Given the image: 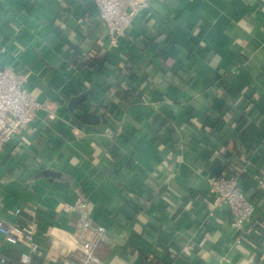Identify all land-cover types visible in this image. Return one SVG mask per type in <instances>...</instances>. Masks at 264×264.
Returning <instances> with one entry per match:
<instances>
[{"label":"crops","instance_id":"crops-1","mask_svg":"<svg viewBox=\"0 0 264 264\" xmlns=\"http://www.w3.org/2000/svg\"><path fill=\"white\" fill-rule=\"evenodd\" d=\"M1 69L46 108L0 152V222L33 229L30 264H82L90 242L89 264H264V0H148L115 47L91 0H0ZM86 91L104 124L78 131L67 104ZM214 173L254 229L209 215ZM27 249L0 236V264Z\"/></svg>","mask_w":264,"mask_h":264},{"label":"built area","instance_id":"built-area-1","mask_svg":"<svg viewBox=\"0 0 264 264\" xmlns=\"http://www.w3.org/2000/svg\"><path fill=\"white\" fill-rule=\"evenodd\" d=\"M95 6L100 20L105 25L109 45L115 47L124 38L126 31L132 22L146 11L148 0H91ZM46 108L33 98L23 88L21 79L10 69L0 70V152L12 138L13 134L29 126L36 111ZM53 114H48L47 119L53 120ZM207 183L213 194L212 208L209 215L212 216L216 209L228 207L232 215L231 228L235 232H249L256 226L252 223L254 214L253 204L243 193L234 176L218 175L208 176ZM257 189L264 193V167L258 172ZM1 204V200H0ZM86 205L78 201L77 208L83 209ZM19 216L20 210L14 212ZM84 229L90 228L88 219L82 223ZM97 241L103 230L96 229ZM0 236L7 245H16L24 241L28 245L26 253H22L18 264H30L31 257L39 251L38 244L34 241L33 229L25 224L15 221L10 224L0 222ZM96 242L85 243L82 246L84 258L82 264L94 262L93 249ZM6 259L0 256V263H6ZM63 264H67L66 262Z\"/></svg>","mask_w":264,"mask_h":264},{"label":"trees","instance_id":"trees-1","mask_svg":"<svg viewBox=\"0 0 264 264\" xmlns=\"http://www.w3.org/2000/svg\"><path fill=\"white\" fill-rule=\"evenodd\" d=\"M87 66L90 68L92 67L94 68L95 63L94 64L89 63ZM135 93L136 92L133 89H126L125 92H123V94L121 95V101L125 104H130L136 98ZM105 113L107 112L105 111ZM109 114L110 113H107V115ZM72 117L86 126L93 127V130L98 126H102L104 124V121H102V116L99 119H95L91 117L88 109L86 108V105L82 103L76 106ZM213 175L218 176V174L216 173L212 174L211 176Z\"/></svg>","mask_w":264,"mask_h":264},{"label":"water","instance_id":"water-1","mask_svg":"<svg viewBox=\"0 0 264 264\" xmlns=\"http://www.w3.org/2000/svg\"><path fill=\"white\" fill-rule=\"evenodd\" d=\"M87 96H88V91H86L85 93L79 94L75 97H71L68 101V104H67L68 112L71 115H73V112H74L76 106L80 103L85 102V100L87 99ZM73 122L75 124L76 130H78V131H82L84 129L93 130V127L86 126V125L82 124L81 122L75 120L74 118H73ZM43 173H44V176H46V177H56V175H58V174L52 173V172H43Z\"/></svg>","mask_w":264,"mask_h":264}]
</instances>
